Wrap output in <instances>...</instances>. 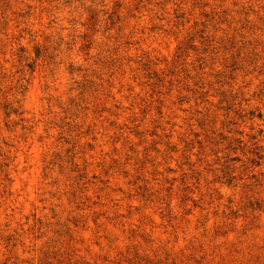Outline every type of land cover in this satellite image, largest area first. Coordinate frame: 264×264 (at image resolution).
<instances>
[{
	"label": "rangeland",
	"instance_id": "1",
	"mask_svg": "<svg viewBox=\"0 0 264 264\" xmlns=\"http://www.w3.org/2000/svg\"><path fill=\"white\" fill-rule=\"evenodd\" d=\"M0 264H264V0H0Z\"/></svg>",
	"mask_w": 264,
	"mask_h": 264
}]
</instances>
